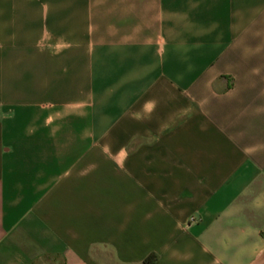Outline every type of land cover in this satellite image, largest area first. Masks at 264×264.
I'll return each mask as SVG.
<instances>
[{
  "label": "crops",
  "instance_id": "0c3cea01",
  "mask_svg": "<svg viewBox=\"0 0 264 264\" xmlns=\"http://www.w3.org/2000/svg\"><path fill=\"white\" fill-rule=\"evenodd\" d=\"M264 264V0H0V264Z\"/></svg>",
  "mask_w": 264,
  "mask_h": 264
},
{
  "label": "trees",
  "instance_id": "16d2710c",
  "mask_svg": "<svg viewBox=\"0 0 264 264\" xmlns=\"http://www.w3.org/2000/svg\"><path fill=\"white\" fill-rule=\"evenodd\" d=\"M156 260V255H149L145 260L144 264H153Z\"/></svg>",
  "mask_w": 264,
  "mask_h": 264
}]
</instances>
